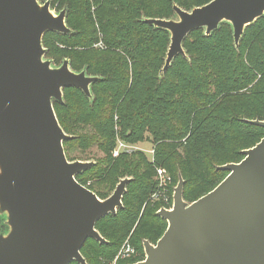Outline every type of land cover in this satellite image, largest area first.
Segmentation results:
<instances>
[{"label":"trees","instance_id":"1","mask_svg":"<svg viewBox=\"0 0 264 264\" xmlns=\"http://www.w3.org/2000/svg\"><path fill=\"white\" fill-rule=\"evenodd\" d=\"M210 1L51 0L53 9L67 8L72 32H47L46 57L56 65L68 58L73 70L101 77L92 84L93 99L67 87L64 102L54 101L61 126L73 136L64 142L68 159L87 160L94 147L104 153L76 178L102 199L131 178L124 207L96 223L107 242L90 238L81 249L88 264H110L130 234L137 255L123 264L141 261L144 240L157 243L168 226L158 215L162 202L149 199L143 208L157 189L155 164L143 151L114 157L120 140L153 144L156 164L173 177L170 207L179 174L184 199L193 202L228 175L218 166L240 162L242 151L264 137V127L249 121L264 120V16L247 26L238 48L228 22L211 35L192 31L184 40L188 57L178 55L160 76L170 33L145 19L172 18L175 4L190 10ZM99 41L108 48H91ZM6 229L0 217V233Z\"/></svg>","mask_w":264,"mask_h":264},{"label":"water","instance_id":"2","mask_svg":"<svg viewBox=\"0 0 264 264\" xmlns=\"http://www.w3.org/2000/svg\"><path fill=\"white\" fill-rule=\"evenodd\" d=\"M175 17L146 18L170 33L162 76L194 30L206 35L228 22L236 48L247 26L264 16V0H211L191 10L174 5ZM67 8L51 0H0V264H88L81 249L93 238L107 242L96 223L124 207L130 177L100 198L76 176L95 162L69 160L54 101L64 89L80 88L93 99L101 77L75 71L46 57L47 32L69 34ZM264 127V120H249ZM240 162L218 169L228 175L193 202L184 199L179 174L171 208L158 215L168 226L157 243L144 240L145 258L133 264H264V137L242 151Z\"/></svg>","mask_w":264,"mask_h":264},{"label":"built area","instance_id":"3","mask_svg":"<svg viewBox=\"0 0 264 264\" xmlns=\"http://www.w3.org/2000/svg\"><path fill=\"white\" fill-rule=\"evenodd\" d=\"M99 45L102 46L103 43L99 42ZM136 149H138V147L132 146L120 140L118 142L117 147L113 150L112 154L114 157H117L120 155L121 152L131 153ZM149 153L151 155L150 160L152 161V163L155 164V169H156L155 178L157 181V189L152 193L149 199L153 202L160 201L164 204L163 207L171 208L172 206L167 207L165 205H169L171 201L170 188L173 182V177L169 173L167 168L156 164L155 156H154L155 149L153 147L149 150ZM136 255H137V250L135 246L132 244L130 238H127L121 245L114 259L111 260L110 264H123V261L133 258Z\"/></svg>","mask_w":264,"mask_h":264},{"label":"rangeland","instance_id":"4","mask_svg":"<svg viewBox=\"0 0 264 264\" xmlns=\"http://www.w3.org/2000/svg\"><path fill=\"white\" fill-rule=\"evenodd\" d=\"M192 9V8H191ZM190 9V10H191ZM92 10H95V6H92ZM54 11L56 12V13H58L59 11L56 9V8H54ZM174 17H175V14H174ZM232 27V26H231ZM45 36V35H44ZM44 39V38H43ZM101 41V40H100ZM99 41V42H100ZM99 42L98 43H95L93 46H91V48H95V49H99V50H106L108 47L105 45V44H103L102 46H100L99 45ZM55 64V63H54ZM56 65V64H55ZM130 145H132V146H136V147H138V149H136L135 151H143V152H145L146 154H147V156L149 157V158H151V155H150V153H149V150L153 147V144L149 141V140H146V141H143V142H138V143H135V144H130ZM135 151H133V152H135ZM86 156H88L89 158L87 159V160H95V156H99V157H101V156H104V153L103 152H101L99 149H97L96 147H94L93 149H92V151H91V153H88V154H85V157ZM115 190V189H114ZM111 193H113V191L111 192ZM149 196H148V198H147V200H146V202L144 203V206H143V208L146 206V204L149 202ZM127 238H131V234L127 237Z\"/></svg>","mask_w":264,"mask_h":264}]
</instances>
